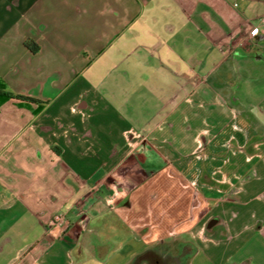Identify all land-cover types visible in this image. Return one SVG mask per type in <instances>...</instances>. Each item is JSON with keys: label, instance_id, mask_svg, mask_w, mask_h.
Instances as JSON below:
<instances>
[{"label": "crops", "instance_id": "obj_1", "mask_svg": "<svg viewBox=\"0 0 264 264\" xmlns=\"http://www.w3.org/2000/svg\"><path fill=\"white\" fill-rule=\"evenodd\" d=\"M263 18L0 0V264H264Z\"/></svg>", "mask_w": 264, "mask_h": 264}, {"label": "trees", "instance_id": "obj_2", "mask_svg": "<svg viewBox=\"0 0 264 264\" xmlns=\"http://www.w3.org/2000/svg\"><path fill=\"white\" fill-rule=\"evenodd\" d=\"M26 46L31 48V42L26 41ZM0 97L4 98L5 100L19 99L22 101H28V102H32V103H39L40 102V100H38L34 97L22 95V94H15L13 92L6 90L5 85L2 82L0 83ZM247 264H249V263H247Z\"/></svg>", "mask_w": 264, "mask_h": 264}, {"label": "built area", "instance_id": "obj_3", "mask_svg": "<svg viewBox=\"0 0 264 264\" xmlns=\"http://www.w3.org/2000/svg\"><path fill=\"white\" fill-rule=\"evenodd\" d=\"M263 23H264V18H263ZM259 30H260L259 27H254V28L252 29V34H256V33H258ZM52 222H53L55 225L59 226V227H65V226H67V224H68L67 217H66V214H65V213H58V214H56V215L53 217Z\"/></svg>", "mask_w": 264, "mask_h": 264}]
</instances>
